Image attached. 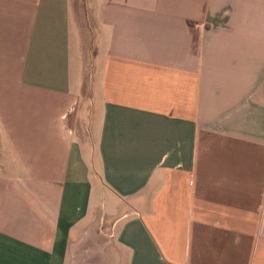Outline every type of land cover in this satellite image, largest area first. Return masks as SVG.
<instances>
[{"label":"crops","instance_id":"1","mask_svg":"<svg viewBox=\"0 0 264 264\" xmlns=\"http://www.w3.org/2000/svg\"><path fill=\"white\" fill-rule=\"evenodd\" d=\"M70 3L0 0V264H264V0Z\"/></svg>","mask_w":264,"mask_h":264},{"label":"rangeland","instance_id":"2","mask_svg":"<svg viewBox=\"0 0 264 264\" xmlns=\"http://www.w3.org/2000/svg\"><path fill=\"white\" fill-rule=\"evenodd\" d=\"M71 4V13L73 16V19H75L81 30L87 35V37L90 39L89 33L87 34L86 28H88V10L86 8L87 6V0H70ZM85 48L86 52L84 55V60H85V79L88 78V84L90 83V78L92 74V55L89 51V47L92 48V43L91 42H86L85 41ZM85 92H86V87H85ZM258 260V258H257Z\"/></svg>","mask_w":264,"mask_h":264}]
</instances>
